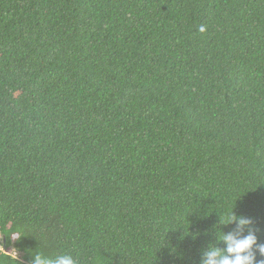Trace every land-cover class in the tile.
I'll list each match as a JSON object with an SVG mask.
<instances>
[{
    "label": "trees",
    "instance_id": "trees-1",
    "mask_svg": "<svg viewBox=\"0 0 264 264\" xmlns=\"http://www.w3.org/2000/svg\"><path fill=\"white\" fill-rule=\"evenodd\" d=\"M232 208L264 243V0H0V264H199Z\"/></svg>",
    "mask_w": 264,
    "mask_h": 264
},
{
    "label": "clouds",
    "instance_id": "clouds-1",
    "mask_svg": "<svg viewBox=\"0 0 264 264\" xmlns=\"http://www.w3.org/2000/svg\"><path fill=\"white\" fill-rule=\"evenodd\" d=\"M203 32L204 28L201 27ZM219 225L234 224L229 232H224L220 227H215V238L200 251L199 264H264V243L258 242L257 232L253 220L233 212L227 214L226 219L219 216ZM195 238V234H193ZM223 243V248L219 247ZM32 264H78L71 254H60L54 258L36 252Z\"/></svg>",
    "mask_w": 264,
    "mask_h": 264
},
{
    "label": "rangeland",
    "instance_id": "rangeland-1",
    "mask_svg": "<svg viewBox=\"0 0 264 264\" xmlns=\"http://www.w3.org/2000/svg\"><path fill=\"white\" fill-rule=\"evenodd\" d=\"M2 238H1V236H0V250H2Z\"/></svg>",
    "mask_w": 264,
    "mask_h": 264
},
{
    "label": "water",
    "instance_id": "water-1",
    "mask_svg": "<svg viewBox=\"0 0 264 264\" xmlns=\"http://www.w3.org/2000/svg\"><path fill=\"white\" fill-rule=\"evenodd\" d=\"M4 250V247H2V251Z\"/></svg>",
    "mask_w": 264,
    "mask_h": 264
},
{
    "label": "built area",
    "instance_id": "built-area-1",
    "mask_svg": "<svg viewBox=\"0 0 264 264\" xmlns=\"http://www.w3.org/2000/svg\"><path fill=\"white\" fill-rule=\"evenodd\" d=\"M14 255H15V253H14Z\"/></svg>",
    "mask_w": 264,
    "mask_h": 264
}]
</instances>
